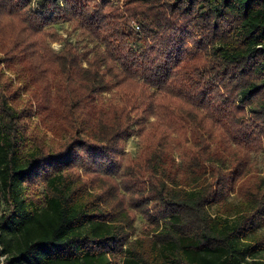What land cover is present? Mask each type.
Instances as JSON below:
<instances>
[{"label": "trees", "instance_id": "1", "mask_svg": "<svg viewBox=\"0 0 264 264\" xmlns=\"http://www.w3.org/2000/svg\"><path fill=\"white\" fill-rule=\"evenodd\" d=\"M120 2L0 0L4 264H264V0Z\"/></svg>", "mask_w": 264, "mask_h": 264}, {"label": "rangeland", "instance_id": "2", "mask_svg": "<svg viewBox=\"0 0 264 264\" xmlns=\"http://www.w3.org/2000/svg\"><path fill=\"white\" fill-rule=\"evenodd\" d=\"M122 3L123 0H120ZM55 30L63 37V40L57 43H51L53 50L60 52L63 50L66 41L72 43L78 42L81 49H91L95 46V43L83 36L80 29H75L73 24H58L55 26ZM108 98V97H106ZM139 150V143L137 137H132L125 142V152L131 157H135ZM252 164L257 170L259 176L264 178V153L254 154L252 156ZM136 236H139L145 232H148V224L141 217L136 222ZM135 237V236H134ZM133 237V238H134Z\"/></svg>", "mask_w": 264, "mask_h": 264}, {"label": "built area", "instance_id": "3", "mask_svg": "<svg viewBox=\"0 0 264 264\" xmlns=\"http://www.w3.org/2000/svg\"><path fill=\"white\" fill-rule=\"evenodd\" d=\"M2 251V247H1V245H0V252ZM6 258H7V256H5V255H1L0 256V264H4L5 262H6Z\"/></svg>", "mask_w": 264, "mask_h": 264}]
</instances>
